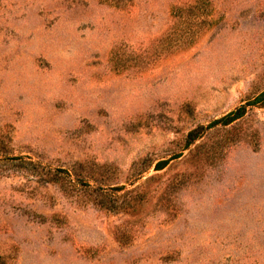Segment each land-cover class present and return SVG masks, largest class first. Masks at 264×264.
<instances>
[{"label":"rangeland","instance_id":"rangeland-1","mask_svg":"<svg viewBox=\"0 0 264 264\" xmlns=\"http://www.w3.org/2000/svg\"><path fill=\"white\" fill-rule=\"evenodd\" d=\"M263 90L264 0H0V264H264Z\"/></svg>","mask_w":264,"mask_h":264},{"label":"trees","instance_id":"trees-1","mask_svg":"<svg viewBox=\"0 0 264 264\" xmlns=\"http://www.w3.org/2000/svg\"><path fill=\"white\" fill-rule=\"evenodd\" d=\"M254 101H256V102L259 101V102H263L264 103V90L259 95L256 96ZM241 115H242V110H241V108H238L234 112H231V113L227 114L226 116L220 118L218 121H222L223 124H228L232 120L240 117ZM190 135H192V132L189 133V137H190ZM192 138H194V137H192ZM166 163H167L166 160L159 161V162H157L155 167L157 169H159V168L163 167Z\"/></svg>","mask_w":264,"mask_h":264}]
</instances>
